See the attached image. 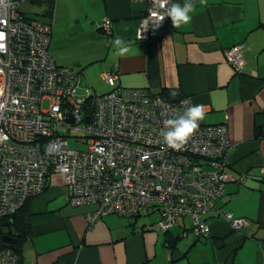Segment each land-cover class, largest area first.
<instances>
[{
  "label": "crops",
  "instance_id": "0c3cea01",
  "mask_svg": "<svg viewBox=\"0 0 264 264\" xmlns=\"http://www.w3.org/2000/svg\"><path fill=\"white\" fill-rule=\"evenodd\" d=\"M194 5L190 24L175 28L169 18L163 35L153 39L157 42L152 50L149 40L137 38L147 8L143 1L56 0L49 20V53L59 65L73 68L80 82L88 77L85 90L106 93L103 75L117 73L124 90L151 95L164 88L179 89L206 107V123L228 124L229 181L226 195L208 213L209 237H197L191 219L184 217L170 231L176 245H168L152 209L130 221L105 215L91 226L88 217L97 206L72 207L63 177L54 174L46 191L29 202L34 236L25 243L21 264H264V139H255V128L264 126V0H207L206 6ZM21 7L43 19L44 7L29 0ZM106 19L112 22L109 31L103 26ZM117 36L131 48L123 57L111 43ZM238 44H244L246 61L241 75L234 73L225 54ZM152 51L158 72L149 76ZM226 212L250 224L231 233ZM144 215L154 216V221H141ZM245 235L251 238L234 251ZM201 240L206 243L191 255Z\"/></svg>",
  "mask_w": 264,
  "mask_h": 264
},
{
  "label": "built area",
  "instance_id": "2783aa9c",
  "mask_svg": "<svg viewBox=\"0 0 264 264\" xmlns=\"http://www.w3.org/2000/svg\"><path fill=\"white\" fill-rule=\"evenodd\" d=\"M140 1L147 8L140 17L137 38L158 39L170 17L158 26L152 12L164 13L159 0ZM19 5L20 0H0V32L6 34V47L0 50V137L9 140L15 132L18 141L16 145L0 141V218L15 213L44 190L51 175L59 174L73 207L97 206L88 217L91 226L105 215L128 217L152 209L163 232L187 216L195 235L208 237V213L226 195L229 181L222 137L217 140L211 135L207 148L197 143L193 147L191 141L180 150L168 147L161 130L167 120L181 115L180 100L124 90L117 73L103 75L111 90L97 98L93 115L84 113L77 73L58 66L49 54L50 25L20 20ZM103 26L109 31L111 21L106 19ZM229 50L237 55L240 49ZM45 100L50 101L47 109ZM67 117L74 118L72 126L63 124ZM58 127L82 133L76 142H84L86 149L70 147ZM34 131L43 141V153L33 144ZM204 157L209 165L203 164ZM224 216L235 229L249 225L231 212ZM0 264H19L18 255L0 249Z\"/></svg>",
  "mask_w": 264,
  "mask_h": 264
},
{
  "label": "trees",
  "instance_id": "16d2710c",
  "mask_svg": "<svg viewBox=\"0 0 264 264\" xmlns=\"http://www.w3.org/2000/svg\"><path fill=\"white\" fill-rule=\"evenodd\" d=\"M29 2L33 6L35 5V6L45 8L44 12L41 13L42 15H40L41 18L47 19V21L49 22L50 18L53 17V12H54L56 0H29ZM148 42H149L150 49L153 50L154 49L153 47H155V45H156L155 42H157V41L156 40L154 41L151 39ZM154 52L155 51L149 52V56H150L149 70H148L149 76L156 75L158 72L157 62H156V59L154 58ZM87 90L88 91H86V92H88V93L85 97L84 104H82V110L84 113L93 115V112L95 110V102H96L97 98L100 95L106 94L108 92L102 93V94L101 93L96 94V93L92 92L90 89H87ZM78 92H79L80 96H84L86 94V93L82 94L79 91V89H78ZM157 95L161 96L162 99H164V100L175 101V100H178L179 98H181L183 94L179 89H172L171 90L168 88H164L162 91H160V94H157ZM260 128H263V127L257 126V128H256V129H258V130H256V138L264 139V131H263V129L261 130ZM201 160H202V158H198V162H200ZM49 182H50V180L48 179L44 190L40 194L32 196L28 200H26L24 202V204L15 213L10 214L4 218H0V249L7 248L10 250H13L14 254L18 255L19 264H21V261H22V255H23L25 243L28 240L32 239V237L34 236V233H33L32 227H31V223H30L31 214L29 211V202L33 198L43 194L46 191V189L48 188ZM227 186L228 185L226 184V192H227ZM66 195H67V192H66ZM68 203H69V201H68ZM145 211L146 210H143L142 212H139L135 215L128 216V217L129 218L139 217L140 216L139 214L145 213ZM128 217H124V218H128ZM184 217H187V216H184ZM184 217L180 218V220L183 219ZM234 218H243V217H235L234 216ZM244 219H246L250 224V220H248L247 218H244ZM245 227H247V226H244L240 229L233 228L231 233H233L235 231L242 230ZM171 230L165 232L166 241H167L168 245L174 244L173 246H175L177 241L174 243V242H171V240H170L171 239L170 238L171 237V235H170ZM208 237H204V239H206ZM248 238H251V236H246V235L243 236L242 239L239 240V241H241L240 244H238L239 246L236 247L234 251H236L239 247H241V243H243V241H245ZM200 239L201 238H198V240H200ZM234 251H233V253H234Z\"/></svg>",
  "mask_w": 264,
  "mask_h": 264
},
{
  "label": "clouds",
  "instance_id": "9594fccd",
  "mask_svg": "<svg viewBox=\"0 0 264 264\" xmlns=\"http://www.w3.org/2000/svg\"><path fill=\"white\" fill-rule=\"evenodd\" d=\"M199 3L206 6L207 0H199ZM159 7L164 10L163 14L152 12V10L150 11L159 21L158 26L164 21L165 17H170L175 28L190 24L192 19L190 14L194 13L196 10L193 0H184L183 5H169V0H159ZM5 39L6 34L0 32V50H3L6 47L4 43ZM111 43L119 56L123 57L131 51L129 44L119 36L111 41ZM204 116V106L197 105L194 107H188L182 115L167 120L164 129L161 130V136L163 137L164 142L168 147L180 150L196 135L199 130L200 122L203 121Z\"/></svg>",
  "mask_w": 264,
  "mask_h": 264
},
{
  "label": "bare ground",
  "instance_id": "6f19581e",
  "mask_svg": "<svg viewBox=\"0 0 264 264\" xmlns=\"http://www.w3.org/2000/svg\"><path fill=\"white\" fill-rule=\"evenodd\" d=\"M23 1L24 0H20V5L18 6V11H20L19 19L20 20H24L25 19L26 20V23L33 22V19L40 20V21H43L45 23H48L50 25V27H51V33H52V25H51L50 22H48L47 20L40 19L39 17L34 16L33 14H27V13L21 11L22 10V7L21 6H22V2ZM198 2H199V0H193V3H198ZM111 24H112V22H111ZM51 42H52V35H51ZM51 42H50V45H51ZM235 46H238L239 47V49H240L239 50V54L235 55V54L231 53L232 50L226 49V53H225L226 54V61L230 65V67L233 68L234 73H236L237 75L245 74L246 73L245 72L246 61L244 59V44H238V45H235ZM235 46H233V47H235ZM49 49H50V46H49ZM50 56H51V54H50ZM58 66H59V64H58ZM61 66H63V65H61ZM67 67L68 68H71L69 66H67ZM77 75L79 77V74L78 73H77ZM80 84H81V82H80V78H79V83H77V87H78L79 91L81 89ZM86 91H88V90H86ZM87 93L84 96H80V97H82V98L85 99ZM179 100L181 102V105L179 106L181 108V115L187 109V105L185 103L186 101H189L193 105V107L194 106H197V105H203L201 103H196L193 100V98L191 96H189V95H184L183 94L182 97L179 98ZM95 104H96V102H95ZM204 112L206 113V107L205 106H204ZM9 114H10L9 116H12L11 113H9ZM42 117H43L42 118L43 121L46 122V119L44 118V115H42ZM67 123H70V125L72 126L75 123L74 118H70V117L65 118L63 124L66 125ZM1 129H3V125H1ZM256 130H258V129L255 128V139H258V138H256ZM20 132L23 133V131H20ZM5 133H7V131H5ZM32 133L34 134V143L33 144L36 146V149H38L40 152L43 153L44 144H43V141H42L40 135H38L37 132H35V131L32 132ZM211 135L213 136V138L217 137V140H220V138L222 137L223 143L225 144L224 150L227 151V152L230 150V148H231L230 129H229L228 124L225 123V122L224 123L208 124L203 119V121L200 122L198 132L190 140L191 142L189 144L191 146H193V147L196 145V143L198 144V146H200L201 144H203L204 147L207 148L208 147V141L211 142ZM10 136H11V139H9V140H8V138H9L8 136L0 137V141H4V142H7V143H10L11 145H16V143L18 142V141L15 140L16 133L15 132L14 133H11ZM204 136H205V138H202ZM70 137L71 136L66 135V138L68 140L67 144L69 146H70V142H69V138ZM49 140H50V137H49ZM84 140L85 139L83 138L82 141H84ZM78 143H80V142H78ZM82 144H84L86 146V144L84 142H82ZM78 149H81V148H78ZM227 152H226V154H227ZM226 154H225V158H224V162H225L224 169H226V161H225ZM194 157L198 158V156H194ZM189 158L190 157H187V159L185 161L189 160ZM44 162H45V164H47V161L45 160V158H44ZM202 162H203L204 165H209V160H208L207 157H204ZM186 164H187V166H190L189 165V162H187ZM47 169L48 168L45 166V168H41V172H43V173L44 172H47ZM171 229H173V228H171ZM4 249H6V248H4ZM13 253H14V251H13Z\"/></svg>",
  "mask_w": 264,
  "mask_h": 264
},
{
  "label": "rangeland",
  "instance_id": "374dc122",
  "mask_svg": "<svg viewBox=\"0 0 264 264\" xmlns=\"http://www.w3.org/2000/svg\"><path fill=\"white\" fill-rule=\"evenodd\" d=\"M76 70H78V68H75ZM83 82L81 81V84H80V86H81V89H80V92L82 93V94H85V93H87L86 92V90H85V87H86V84H88L87 82H88V77H85L84 78V76H83ZM91 80H93V78H91ZM106 85H105V84ZM79 86V87H80ZM102 86H104L105 88H104V92H107V89L110 87L105 81H104V79L102 80ZM109 86V87H108ZM49 104H50V101L49 100H45L44 101V103H43V108L44 109H47L48 107H49ZM58 130L63 134V135H68V136H71L70 138H69V142H70V147H73V148H76V147H78V148H82V149H86V146L84 145V144H82V143H77L76 142V137L77 136H82V133H75L74 131H72V130H67L66 128H63V127H58ZM122 220H131V219H133V218H121ZM140 220L141 221H144L145 223H149V222H153L154 221V216H148V215H144V216H141L140 217ZM200 244L198 245L199 246V248L198 249H193L192 250V252H191V255H196V253H198L199 251L198 250H200L201 249V247H203L202 245H204L206 242L204 241V240H201L200 242H199ZM202 244V245H201Z\"/></svg>",
  "mask_w": 264,
  "mask_h": 264
}]
</instances>
